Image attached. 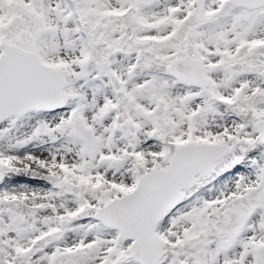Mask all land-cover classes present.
Here are the masks:
<instances>
[{
  "label": "snow or ice",
  "instance_id": "1",
  "mask_svg": "<svg viewBox=\"0 0 264 264\" xmlns=\"http://www.w3.org/2000/svg\"><path fill=\"white\" fill-rule=\"evenodd\" d=\"M0 264H264V0H0Z\"/></svg>",
  "mask_w": 264,
  "mask_h": 264
}]
</instances>
